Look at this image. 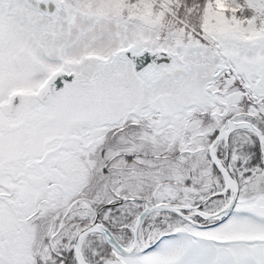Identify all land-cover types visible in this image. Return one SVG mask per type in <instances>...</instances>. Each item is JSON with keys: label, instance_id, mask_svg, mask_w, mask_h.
<instances>
[{"label": "snow or ice", "instance_id": "6c2138e0", "mask_svg": "<svg viewBox=\"0 0 264 264\" xmlns=\"http://www.w3.org/2000/svg\"><path fill=\"white\" fill-rule=\"evenodd\" d=\"M0 264H264V0H0Z\"/></svg>", "mask_w": 264, "mask_h": 264}]
</instances>
